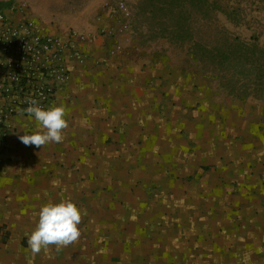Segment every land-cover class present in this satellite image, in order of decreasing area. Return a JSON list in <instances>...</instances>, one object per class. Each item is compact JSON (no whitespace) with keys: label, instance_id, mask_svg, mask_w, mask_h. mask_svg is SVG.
<instances>
[{"label":"crops","instance_id":"crops-1","mask_svg":"<svg viewBox=\"0 0 264 264\" xmlns=\"http://www.w3.org/2000/svg\"><path fill=\"white\" fill-rule=\"evenodd\" d=\"M123 16L128 28L104 19L108 35L78 41L85 60L66 59L49 107L66 110L61 143L25 146L42 129L16 121L0 161V264H264L257 102L203 91L218 83L186 46L138 44L146 26ZM63 201L81 210L79 240L34 256L39 210Z\"/></svg>","mask_w":264,"mask_h":264},{"label":"trees","instance_id":"trees-1","mask_svg":"<svg viewBox=\"0 0 264 264\" xmlns=\"http://www.w3.org/2000/svg\"><path fill=\"white\" fill-rule=\"evenodd\" d=\"M136 7L139 26L148 30L147 38H166L186 46L194 62L212 73L227 95L264 99V44L254 38L250 43L229 38L224 26L212 31L216 13L238 22L217 0H139Z\"/></svg>","mask_w":264,"mask_h":264},{"label":"built area","instance_id":"built-area-1","mask_svg":"<svg viewBox=\"0 0 264 264\" xmlns=\"http://www.w3.org/2000/svg\"><path fill=\"white\" fill-rule=\"evenodd\" d=\"M86 38L93 36L75 30L66 37L51 35L21 5L0 11V161L17 110L26 109L29 99L49 109L70 76L66 59L85 60L78 41Z\"/></svg>","mask_w":264,"mask_h":264},{"label":"rangeland","instance_id":"rangeland-1","mask_svg":"<svg viewBox=\"0 0 264 264\" xmlns=\"http://www.w3.org/2000/svg\"><path fill=\"white\" fill-rule=\"evenodd\" d=\"M217 1L226 13L232 15L233 19L238 22H231L223 14L216 13V21L212 22L211 25L212 31H216L218 28L221 29L224 26L229 38L239 37L245 43H250L254 38L259 45L264 44V0ZM138 2L139 0H0V10L7 9L11 5H21L23 6L24 12L33 17L44 31L54 36L64 35L66 37L73 30L85 34L95 33V35H108L110 31L103 24L104 19L112 25L120 24V28H126L129 25L126 26L121 20L124 18L123 15L128 12L133 17L130 28L134 30V25L139 26L136 7ZM119 18L120 23L118 21ZM217 37L219 38V35ZM136 41H138V44L143 45L153 40L139 37ZM193 69L195 72L198 69L199 71H204L197 62H195ZM206 75L208 77L205 76L204 78L209 80L214 78L212 73L206 72ZM200 88L209 94L212 92L225 93L219 85H215L211 81H203L200 84ZM251 100L257 102V109L264 116V99L257 100L251 98ZM245 107L246 109H253L254 104H247ZM23 110V108L17 110L15 128H17V119L19 121L25 120L29 116ZM15 128L5 135L6 138L2 143L4 147ZM7 237L8 234L3 232L1 236L2 241L7 239Z\"/></svg>","mask_w":264,"mask_h":264},{"label":"clouds","instance_id":"clouds-1","mask_svg":"<svg viewBox=\"0 0 264 264\" xmlns=\"http://www.w3.org/2000/svg\"><path fill=\"white\" fill-rule=\"evenodd\" d=\"M28 104L23 111L34 117L37 127L42 131L19 136V140L25 146L35 145L37 148L53 142L61 143L63 132L68 127L65 108L56 106L45 110L34 99H29ZM38 217L36 228L27 239V245L34 256L42 250L46 252L51 246L60 250L79 240L81 231L78 225L82 213L73 202L48 203L39 210Z\"/></svg>","mask_w":264,"mask_h":264}]
</instances>
